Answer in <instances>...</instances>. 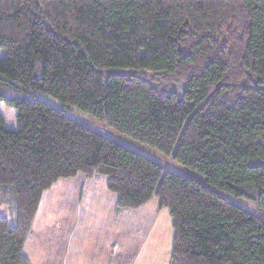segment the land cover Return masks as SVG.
<instances>
[{
  "label": "trees",
  "instance_id": "trees-1",
  "mask_svg": "<svg viewBox=\"0 0 264 264\" xmlns=\"http://www.w3.org/2000/svg\"><path fill=\"white\" fill-rule=\"evenodd\" d=\"M0 47V101L19 125L0 116V264H31L43 192L78 173L106 177L118 208L169 209L168 264H264V0H0Z\"/></svg>",
  "mask_w": 264,
  "mask_h": 264
},
{
  "label": "rangeland",
  "instance_id": "rangeland-1",
  "mask_svg": "<svg viewBox=\"0 0 264 264\" xmlns=\"http://www.w3.org/2000/svg\"><path fill=\"white\" fill-rule=\"evenodd\" d=\"M4 53L5 48L0 47V56ZM39 95L72 118L153 159L165 170L205 181L204 176L170 155L116 131L74 106L65 107L49 95ZM0 116L7 129L18 130L15 109L3 101ZM106 182L104 176L87 178L78 173L59 179L43 192L33 232L23 249L31 264L169 263L173 235L169 209L160 207L155 196L136 209L118 208L116 196L106 188ZM235 201L254 210L246 198ZM4 213L0 207V214Z\"/></svg>",
  "mask_w": 264,
  "mask_h": 264
}]
</instances>
